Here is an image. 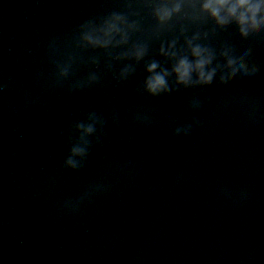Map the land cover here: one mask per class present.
<instances>
[{
    "label": "water",
    "instance_id": "95a60500",
    "mask_svg": "<svg viewBox=\"0 0 264 264\" xmlns=\"http://www.w3.org/2000/svg\"><path fill=\"white\" fill-rule=\"evenodd\" d=\"M163 2L0 0V264H264V25L191 3L160 24ZM112 13L135 22L128 43L83 45ZM197 34L220 67L186 86L160 47ZM245 49L230 71L221 53ZM151 62L167 91L147 90Z\"/></svg>",
    "mask_w": 264,
    "mask_h": 264
},
{
    "label": "clouds",
    "instance_id": "9594fccd",
    "mask_svg": "<svg viewBox=\"0 0 264 264\" xmlns=\"http://www.w3.org/2000/svg\"><path fill=\"white\" fill-rule=\"evenodd\" d=\"M191 3L193 7L198 5L201 13L207 14L215 24L218 26H225L229 23L235 22L241 33L255 28L257 25H264V0H165V2L157 5L153 10V15L160 24H164L172 19L176 14H180L186 4ZM135 22L129 23L123 14L112 13L100 20L98 23L88 22L83 25V31L80 40L85 46H92L94 48L107 49L110 46L116 47L128 43L129 32L135 29ZM183 32L184 30L181 29ZM119 37V39H117ZM198 39V34L191 39L185 38L188 54L178 55L175 51L176 40L168 43L167 49L164 44H161L160 54L174 60L171 68V73L176 76L177 83L189 85L191 83H210L217 71L216 67H211L214 59V53L211 49L201 46L199 43H194ZM146 49L142 45H133L126 55L140 60L145 55ZM248 50H233L229 56L228 52H222L221 55L227 57L230 71H238L244 69L248 70V65L244 60ZM189 54L192 59H189ZM156 62H151L147 65L146 71L150 73L145 81L147 90L152 94H158L161 91L168 90V83L166 77L171 73L164 68H160ZM127 69L123 70V76ZM196 74L197 80L193 81V74ZM65 74V73H62ZM95 75L90 77V80H95ZM93 123L88 125L79 124L77 128L81 129V141L84 144L87 141L84 137L94 131L95 119L92 117ZM72 156H70L66 164L70 167H77L78 162L72 157L84 156L86 148L81 145H75L71 149Z\"/></svg>",
    "mask_w": 264,
    "mask_h": 264
}]
</instances>
